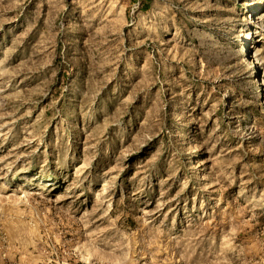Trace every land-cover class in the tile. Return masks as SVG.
<instances>
[{"label": "rangeland", "instance_id": "374dc122", "mask_svg": "<svg viewBox=\"0 0 264 264\" xmlns=\"http://www.w3.org/2000/svg\"><path fill=\"white\" fill-rule=\"evenodd\" d=\"M0 264H264V0H0Z\"/></svg>", "mask_w": 264, "mask_h": 264}]
</instances>
